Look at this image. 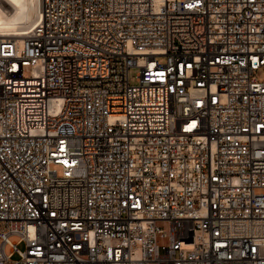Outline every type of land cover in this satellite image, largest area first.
Returning a JSON list of instances; mask_svg holds the SVG:
<instances>
[{
    "label": "built area",
    "instance_id": "2783aa9c",
    "mask_svg": "<svg viewBox=\"0 0 264 264\" xmlns=\"http://www.w3.org/2000/svg\"><path fill=\"white\" fill-rule=\"evenodd\" d=\"M41 1L0 36V264H264V0Z\"/></svg>",
    "mask_w": 264,
    "mask_h": 264
},
{
    "label": "bare ground",
    "instance_id": "6f19581e",
    "mask_svg": "<svg viewBox=\"0 0 264 264\" xmlns=\"http://www.w3.org/2000/svg\"><path fill=\"white\" fill-rule=\"evenodd\" d=\"M41 0H0V36L23 38L41 18Z\"/></svg>",
    "mask_w": 264,
    "mask_h": 264
},
{
    "label": "rangeland",
    "instance_id": "374dc122",
    "mask_svg": "<svg viewBox=\"0 0 264 264\" xmlns=\"http://www.w3.org/2000/svg\"><path fill=\"white\" fill-rule=\"evenodd\" d=\"M160 61L161 62H164V59H160ZM139 73V70H137V69H131L130 70V74H129V76H130V83H131V85H136V83H137V74ZM257 78H258V81H260V82H264V69H261L259 72H258V74H257ZM11 241L13 242V243H16L17 241H18V239L17 238H15V237H13V238H11ZM2 245L3 244H0V251H1V249H2ZM20 249L21 250H23L24 249V246L23 245H21L20 246ZM5 252L7 253V254H10L11 253V248L10 247H6L5 248ZM19 259V256H15L14 258H13V260H18Z\"/></svg>",
    "mask_w": 264,
    "mask_h": 264
}]
</instances>
